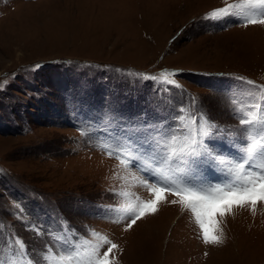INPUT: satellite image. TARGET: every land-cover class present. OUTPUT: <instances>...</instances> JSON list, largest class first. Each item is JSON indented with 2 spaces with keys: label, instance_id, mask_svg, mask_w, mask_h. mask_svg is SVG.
I'll return each instance as SVG.
<instances>
[{
  "label": "rangeland",
  "instance_id": "rangeland-1",
  "mask_svg": "<svg viewBox=\"0 0 264 264\" xmlns=\"http://www.w3.org/2000/svg\"><path fill=\"white\" fill-rule=\"evenodd\" d=\"M237 3L245 0H0V262L21 259L17 238L25 260L58 250L53 234L66 224L75 240L98 243L95 231L118 245L112 264H264V201L216 215L221 244H205L171 194L126 229L124 207L153 198L137 181L153 180L103 147L125 137L147 146L156 140L142 136L154 134L139 126L164 125L162 139L183 115L212 125L214 155L241 159L240 120L264 115V24L205 18ZM229 167L197 171L216 185Z\"/></svg>",
  "mask_w": 264,
  "mask_h": 264
},
{
  "label": "snow or ice",
  "instance_id": "snow-or-ice-1",
  "mask_svg": "<svg viewBox=\"0 0 264 264\" xmlns=\"http://www.w3.org/2000/svg\"><path fill=\"white\" fill-rule=\"evenodd\" d=\"M228 15L240 16L245 26L264 24V0H245V3L217 8L205 18L219 20ZM174 75L175 73H162L163 82L175 83L174 80H169V76ZM149 78L158 79L157 77ZM248 83L252 82L248 81ZM258 87L264 93V86ZM261 111L264 112V107H261ZM200 120L197 127L195 118L186 120L185 116L178 115L177 123L171 133L147 146L133 147L134 142L130 137H125L127 144L124 146L112 148L108 144L103 145L104 148L109 149L107 154L116 155L120 164L125 167L133 164V161H136L138 166L141 157L148 151L159 149L160 159L156 161L158 166L143 168L145 175L148 172L152 173L153 183L149 184L147 180L137 181L148 189L153 198L150 200L137 198L136 203L124 207L123 211L130 214L128 217L130 222L126 225V229L131 228L149 211L155 212L158 204L165 199V194H171L177 197L171 201L172 203H178L184 209H190L195 223L199 226L203 242L213 245L221 244L223 243L222 230L215 216H224L230 213L233 207H243L246 204H251L254 210L258 201H264V137H261L259 144L256 142L258 132H264V115L249 111L244 113V118L240 120L242 125L248 126L246 129L248 135L244 140L246 147L240 149L239 161L220 159L219 155H214L210 148L206 147L212 125L203 117ZM257 124L258 128L255 127ZM140 148L144 150L140 151ZM257 159L260 162L259 168L253 166V162ZM205 162L209 167L213 163L221 165L231 163L232 167L225 169L227 182L213 185L203 179L197 169ZM120 195L128 196L129 193L121 192ZM2 226L0 224V227ZM91 235L98 243L75 240L72 236L66 237L64 234H53V238L61 247L53 250L52 246H48L36 260L24 259L27 252L26 246L17 238L15 244L19 248L21 259L14 261L13 264H112L114 258L110 259V255L118 245L107 236L95 231L91 232ZM105 245L107 250L101 254L100 249Z\"/></svg>",
  "mask_w": 264,
  "mask_h": 264
}]
</instances>
